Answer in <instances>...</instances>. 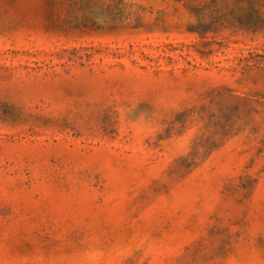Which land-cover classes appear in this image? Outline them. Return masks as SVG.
I'll use <instances>...</instances> for the list:
<instances>
[{
    "label": "rangeland",
    "instance_id": "1",
    "mask_svg": "<svg viewBox=\"0 0 264 264\" xmlns=\"http://www.w3.org/2000/svg\"><path fill=\"white\" fill-rule=\"evenodd\" d=\"M0 264H264V0H0Z\"/></svg>",
    "mask_w": 264,
    "mask_h": 264
}]
</instances>
